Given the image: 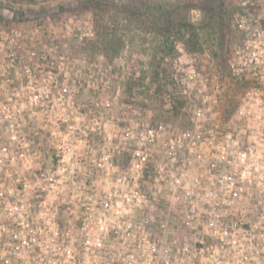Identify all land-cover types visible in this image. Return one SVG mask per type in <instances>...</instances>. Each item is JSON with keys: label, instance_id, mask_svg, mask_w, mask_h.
Instances as JSON below:
<instances>
[{"label": "built area", "instance_id": "obj_1", "mask_svg": "<svg viewBox=\"0 0 264 264\" xmlns=\"http://www.w3.org/2000/svg\"><path fill=\"white\" fill-rule=\"evenodd\" d=\"M235 2L232 27L245 37L230 75L240 83L250 76L232 111L238 122H209L219 77L189 58L181 85L195 98L191 128L128 122L123 150H133L121 167L107 157L93 166L88 150L68 155L71 185L84 180L52 209L30 200L32 175L21 171L29 157L24 122L10 118L44 112L41 60L20 53L28 46L17 30L16 41H0L9 76L0 70V264H264V201L239 205L264 198V0ZM79 159L87 174L73 167ZM92 176L105 185L94 186ZM44 181L60 194V180Z\"/></svg>", "mask_w": 264, "mask_h": 264}, {"label": "rangeland", "instance_id": "obj_2", "mask_svg": "<svg viewBox=\"0 0 264 264\" xmlns=\"http://www.w3.org/2000/svg\"><path fill=\"white\" fill-rule=\"evenodd\" d=\"M208 2L228 15L231 38L226 53L218 51L216 29L201 11ZM235 5V0H0V41H16L11 32L17 30L20 42L28 46L20 53L33 60L30 53L36 54L44 79V112L10 115L16 124L24 122L29 157L21 171L32 175V203L42 200L47 208H55L71 196V186L77 195L84 177L72 179L71 185L68 155L81 157L88 150L93 166L102 157L113 166H125L133 150H123L122 131L128 122L162 124L170 132L190 129L195 98L188 100L181 85L189 58H198L205 76L219 77V95L206 115L209 122L223 127L238 122L232 111L250 76L240 83L230 75L229 62L245 37L232 27ZM169 20L189 22L197 37L167 24ZM17 67L19 77L24 73ZM29 68L34 71L35 66ZM0 70L8 76L4 65ZM84 166L80 159L73 165L87 174ZM45 178L61 181L60 194L46 190ZM91 181L96 187L105 185L93 176ZM261 197L253 195L239 205L263 202Z\"/></svg>", "mask_w": 264, "mask_h": 264}, {"label": "trees", "instance_id": "obj_3", "mask_svg": "<svg viewBox=\"0 0 264 264\" xmlns=\"http://www.w3.org/2000/svg\"><path fill=\"white\" fill-rule=\"evenodd\" d=\"M201 11L203 12L204 17L209 22V25H214V35L215 38L218 39L217 41V49L220 53H226L228 52V44L230 42V27H229V18L227 13H225L222 9L219 8L218 11H216L210 2L207 3L205 7L201 8ZM159 19L162 20L164 17V14L160 12ZM166 18V17H165ZM167 24H170L172 27L177 28V30H183L185 34H188L189 37H197L196 29L192 24L189 22H174L173 20H169L166 22ZM213 27V28H214Z\"/></svg>", "mask_w": 264, "mask_h": 264}, {"label": "flooded vegetation", "instance_id": "obj_4", "mask_svg": "<svg viewBox=\"0 0 264 264\" xmlns=\"http://www.w3.org/2000/svg\"><path fill=\"white\" fill-rule=\"evenodd\" d=\"M39 77L41 78V74L39 75Z\"/></svg>", "mask_w": 264, "mask_h": 264}]
</instances>
